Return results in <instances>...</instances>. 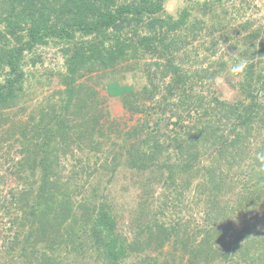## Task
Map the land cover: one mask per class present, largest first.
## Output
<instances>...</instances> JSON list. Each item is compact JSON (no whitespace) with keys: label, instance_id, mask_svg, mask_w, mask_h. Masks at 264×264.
Listing matches in <instances>:
<instances>
[{"label":"trees","instance_id":"obj_1","mask_svg":"<svg viewBox=\"0 0 264 264\" xmlns=\"http://www.w3.org/2000/svg\"><path fill=\"white\" fill-rule=\"evenodd\" d=\"M184 1L173 17L165 0H0V127L10 118L2 110L33 78L25 67L43 62L39 48L58 47L66 68L65 88L32 119L20 151L19 170L40 175L37 189L12 194L13 233L4 238L0 264H180L179 240L189 264H231L235 255L264 264V25L243 20L231 0ZM199 39L203 49L192 55ZM238 63L244 71L231 72ZM99 71L108 93L143 116L127 131L102 125L96 89L82 83ZM127 73L134 83L124 81ZM219 79L233 100L220 94ZM81 137L89 138L93 157L71 150ZM60 155L73 165L68 179L84 182L80 201L51 185L52 176H65ZM121 165L150 180L141 182L132 235L119 227L121 213L99 183L88 190L92 177ZM154 184L163 200L154 197ZM193 187L207 223L191 231L180 219L162 221L167 200L180 203ZM192 236H200L196 245Z\"/></svg>","mask_w":264,"mask_h":264},{"label":"rangeland","instance_id":"obj_2","mask_svg":"<svg viewBox=\"0 0 264 264\" xmlns=\"http://www.w3.org/2000/svg\"><path fill=\"white\" fill-rule=\"evenodd\" d=\"M130 1L133 0H119V2ZM249 1L250 4L247 5L244 3V7L243 1L241 0H231L228 4L231 5L232 3L236 5V7L241 6L244 13L243 20L254 19L257 21V25H264V0ZM180 4L181 6H184L185 1L180 0ZM202 41L203 39L197 40L193 45V49L191 46L189 47L192 55L196 52V48L199 50L198 53L200 54V48L203 49ZM37 51L42 55L43 62H38L35 66L29 64L25 67L27 72L33 73V78L28 79L25 82L24 91L20 92L19 101H15L12 106L6 108V110H2V116H9L10 118L6 124L0 127V251L5 245L4 238H7V235L13 233V229L10 228L11 216L8 208L9 205H11V200L14 201L15 199L12 194L18 193L19 191L21 192L24 189L29 190L31 186L33 187L32 189H37V184L34 183V181L36 182V180L39 179L38 176L40 175V171L36 172L35 177L29 178L27 170H19V161L23 159L22 157L25 153L20 151L23 150L22 146H26V141L28 140L27 138L32 136L31 133H33L31 130L32 119H39L44 103L48 102L49 99L53 101L56 97H60L59 91L65 88L62 76L66 73V68L61 57V52L58 51V47L50 45L39 48ZM30 55L32 54L30 53L27 58H29ZM102 75L104 74L101 71L87 73V75L82 78V83L91 85L96 89V97L97 100L100 101V105H98L100 111L98 114L101 117L100 119L102 125L107 126L109 130L117 133H119V131H127L135 125L139 119L142 121L143 116L141 113L130 112L124 107L118 96L110 95L107 87L105 86V78ZM138 78L139 77H137L136 80H138ZM37 79H40L38 83ZM125 80L129 81V83H134L135 81L132 73H127L124 81ZM218 87V91L223 97L228 98L229 100H233L235 98L232 88L223 79H219ZM215 88L217 87L215 86ZM25 127L27 128L29 134H24L25 130L23 128ZM2 129H9V133L3 136L1 132ZM81 138V146L78 142H73L71 143V150L73 148L77 156L84 157V159L93 157L90 145L88 146V144H90L89 138ZM33 139L35 141H39V137L33 136ZM67 156L65 159L63 155L59 156L60 164H62L61 167L65 172V176H52L51 179H55V182L51 185L62 189L66 192V195L71 196L72 199L80 201L84 197V193H82L79 189H82V183L84 182L76 175L69 177L68 179L67 176L71 174L73 165H68V162L64 163L67 158L69 159ZM100 157L101 155L98 154V158L101 161ZM21 171L22 178L18 177V173ZM53 172L57 174L61 173L60 170L56 171V169ZM133 172L134 170L125 168L121 165L116 168L114 173L110 174L107 171V173L100 175V177H92L91 183L88 184V190H92L93 184L99 183V193L104 190L103 192L107 195L109 201L111 200V202L117 207L118 211H120L119 227H121L127 235H132V212L136 209V206L140 201V197L145 191V188L141 186V182L146 185V183L150 181L147 178L149 177L148 175L144 177V175H142L143 173L136 174ZM147 172L146 173L149 174V171ZM151 188L154 192V197H157L158 200H163L159 195L162 188L156 186L155 184L152 185ZM197 196L198 193L193 187L181 195V199L183 200L180 202L181 204L179 202L175 203V198L167 200V198L165 199L164 197V199L167 200V205L163 208L166 210L164 214L159 215V217L165 223L171 222L172 219H180L188 225L191 231H195L200 228V226H204V224L207 223L205 209H203L204 206L200 207V198L197 199ZM146 197L148 198V201L152 198L151 195H147ZM161 206L162 205L160 204L158 207ZM249 221H251V219ZM192 237L189 238L191 241L190 243H192V245H196L200 241V236H197V239L196 237H193V241ZM178 242L182 245L183 250H176V253H183L184 258L183 260L179 259L177 262L180 264H189V256L186 251H184L185 247L183 246L185 241L179 240ZM175 248L176 244L174 243L172 246H167L164 250L172 252ZM189 250L190 248H188V251ZM80 260H75V264H92L89 263L90 261L88 262L83 259L82 261ZM236 260L239 261L238 264H245V262L236 255L233 257L231 264H236Z\"/></svg>","mask_w":264,"mask_h":264},{"label":"clouds","instance_id":"obj_3","mask_svg":"<svg viewBox=\"0 0 264 264\" xmlns=\"http://www.w3.org/2000/svg\"><path fill=\"white\" fill-rule=\"evenodd\" d=\"M180 7V0H165L164 8L168 15L175 17L179 13ZM230 71L237 74L242 73L244 71V64L238 63L232 65L230 66Z\"/></svg>","mask_w":264,"mask_h":264}]
</instances>
